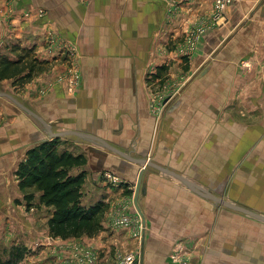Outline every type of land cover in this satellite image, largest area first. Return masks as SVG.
<instances>
[{"label":"crops","instance_id":"crops-1","mask_svg":"<svg viewBox=\"0 0 264 264\" xmlns=\"http://www.w3.org/2000/svg\"><path fill=\"white\" fill-rule=\"evenodd\" d=\"M212 6L213 0H0V55L14 61L17 46L32 49L45 65L22 89L0 82V94L26 105L53 134L97 138L264 216V0H231L219 29L185 60L179 51L187 33ZM163 66L168 72L160 85L153 80ZM73 74L79 81L71 85ZM165 81L178 90L166 104L153 98ZM55 139L59 153L85 159L68 169L84 175L81 206L108 207L103 230L90 239L98 264H113L114 250H141V233L134 239L132 230L112 225L124 200L134 198L142 170L143 264H171L180 240L192 246L191 264H264L263 223L95 141ZM51 140L44 126L0 97V247L18 241L13 230L27 229L30 243L48 231L51 209L39 204L36 190L19 188L16 171L30 149ZM129 213L139 216L133 202Z\"/></svg>","mask_w":264,"mask_h":264},{"label":"trees","instance_id":"trees-1","mask_svg":"<svg viewBox=\"0 0 264 264\" xmlns=\"http://www.w3.org/2000/svg\"><path fill=\"white\" fill-rule=\"evenodd\" d=\"M19 50L17 59L8 60L0 55V82L12 80L13 87L23 88L45 70V65L33 55L32 49ZM168 68L158 69L154 80L160 85L167 77ZM59 141L53 139L30 149L16 171L21 190L34 189L40 193L39 204L51 209L47 222L48 231L53 238L61 240L93 238L103 230L102 220L107 211L104 202H98L88 208L81 206L80 188L84 175L70 176L68 169L85 164L82 156L59 153ZM28 201L32 199L29 195ZM0 264H15L11 259L1 260Z\"/></svg>","mask_w":264,"mask_h":264},{"label":"rangeland","instance_id":"rangeland-1","mask_svg":"<svg viewBox=\"0 0 264 264\" xmlns=\"http://www.w3.org/2000/svg\"><path fill=\"white\" fill-rule=\"evenodd\" d=\"M214 3V0H213ZM229 7V6H228ZM227 7V8H228ZM226 11V10H225ZM222 12V14L225 13ZM217 12L215 11V7L212 6V12L206 18H200L196 20L190 27V31L187 33L190 37L188 42L183 43V47L179 51V54L185 58V60H189L192 57L194 51L198 48L202 37L207 36L212 33L216 29L220 27V18H217ZM58 39V36L55 35V41ZM47 48H50L48 45ZM25 87V86H24ZM22 89V88H21ZM177 87L173 86L171 82H166L165 85L162 86V89L157 90V94L153 93V98H157V101H163L169 96H173L174 93H177ZM12 97V96H11ZM16 100V99H15ZM169 100V99H168ZM166 101V100H165ZM164 101V102H165ZM19 102V101H18ZM21 104V102H19ZM24 107H27L24 104H21ZM164 105V104H163ZM153 112L158 113L160 111L159 107L155 108V105L152 106ZM21 110V109H20ZM24 114H27L23 110H21ZM118 188V187H117ZM120 188V187H119ZM134 198H128L124 200L118 212L122 211V207H125L129 204L131 207ZM86 208V207H85ZM39 215H36L39 219ZM135 218V226L134 228H129L125 230H132L134 236L138 239L139 234L142 230V225L140 224L139 216L137 214L133 215ZM248 218V217H247ZM41 220V219H39ZM253 220V219H252ZM37 221V220H36ZM114 228V227H112ZM115 229V228H114ZM124 230V229H119ZM14 236L19 235L18 241H7L3 244V247H0V259L8 260L11 259L15 264H64L69 263L75 257L78 259L79 256L89 255L94 259L99 256L98 251L94 247V243L90 241L93 238L82 237L80 239H69L61 240L59 238H53L50 236L49 231L42 228L39 232L42 237L39 236L36 239L37 241H33L34 243H30L27 229L20 230L19 233L15 232ZM38 234V232H37ZM39 235V234H38ZM11 238V237H10ZM88 240V241H87ZM190 250V252H189ZM192 246L187 247V244L180 240L173 247L172 256H171V264H191V252ZM114 263L119 264L124 258L130 255H138L139 251L135 248L131 249V247H126L124 250H114ZM95 264L99 263V259L94 260Z\"/></svg>","mask_w":264,"mask_h":264},{"label":"water","instance_id":"water-1","mask_svg":"<svg viewBox=\"0 0 264 264\" xmlns=\"http://www.w3.org/2000/svg\"><path fill=\"white\" fill-rule=\"evenodd\" d=\"M260 3H259V5H260ZM0 97L7 98L11 102H13L16 106H18L21 110H23L24 112H26L29 116H31L33 119H35L37 122H39L42 126L45 127L46 130H48L49 135L53 139H55L57 137H62V136H65V135H74V136H76L78 138H81V139L95 141L98 144H100L105 150H107L108 152H111L113 154H116L117 156L122 157L125 161H128V162H130L132 164H136V165H140V166H145L147 168H153V169H155V170H157V171H159V172H161L163 174H166V175H168L170 177H173V178L179 180L181 183H183L191 191H193V192H195V193L203 196L206 199L211 200L217 206H221V207L225 208L226 210H229V211L234 212V213H237V214H241L243 216H246V217H248L250 219H253L255 221H258V222L264 224V216L255 214V213H253V212H251V211H249V210H247L245 208H242L240 206H236V205L231 204V203H229V202H227L225 200L217 199L214 196H212L211 194H209L208 192L203 191L198 186L194 185L193 183L188 182L187 180L181 178L180 176H177L176 174H174V173H172V172H170L168 170H165L163 168H160L158 166H155L149 160H146L144 162L143 161L134 160L131 157H129V156L125 155V154H122L121 152H119V150H116L115 148L111 147L110 145H108L104 141L99 140V139L94 138V137H91V136H87V135H83V134H78V133H74V132H67L65 134H53V133H51V131H50L49 127L47 126V124H45V122L42 119H40L36 114H34L33 112H31L28 108H26L23 105H21L17 100H15L14 98H12L10 95L0 94ZM164 104H166V101L164 102ZM164 107H166V106H164ZM142 175H143V170L140 171L139 174H138V179H137L136 188H135V195H134V199H133L134 208H135L136 212L139 214V216L141 218V222H142L141 223L142 224L141 250L139 252L138 261L135 264H143V232H144V225H145V223H144V218L142 216V213H141V211L139 209V206H138V197H139V194L141 193L140 184H141Z\"/></svg>","mask_w":264,"mask_h":264},{"label":"built area","instance_id":"built-area-1","mask_svg":"<svg viewBox=\"0 0 264 264\" xmlns=\"http://www.w3.org/2000/svg\"><path fill=\"white\" fill-rule=\"evenodd\" d=\"M231 4V0H214L213 6L215 7V11L217 12V18H221L223 15L222 12H224L227 7ZM190 39H188L186 42H188ZM50 48H52L56 41H55V36L49 39L48 41ZM62 80H59V82ZM79 81V76L78 74H73V81H71L69 84L73 85L74 82ZM107 178L111 182V184L115 187H119L121 185L120 180L115 177L114 175H108ZM132 206V205H131ZM129 204L125 207H122V211L118 213L117 219L113 222V227L116 229H131L134 228L135 226V218L133 215L129 213L130 210ZM98 257H96L97 259ZM139 256L138 255H130L126 258H124L123 261H121L119 264H135L138 261ZM94 259L92 256H89L88 254L85 256H79L78 259H74L70 261L69 263H64V264H95Z\"/></svg>","mask_w":264,"mask_h":264}]
</instances>
